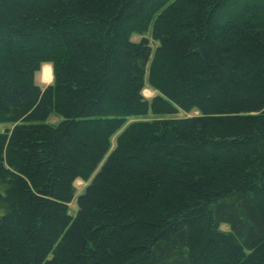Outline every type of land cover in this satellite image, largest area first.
Segmentation results:
<instances>
[{
    "label": "trees",
    "instance_id": "1",
    "mask_svg": "<svg viewBox=\"0 0 264 264\" xmlns=\"http://www.w3.org/2000/svg\"><path fill=\"white\" fill-rule=\"evenodd\" d=\"M2 124L0 264H264V0H0Z\"/></svg>",
    "mask_w": 264,
    "mask_h": 264
},
{
    "label": "rangeland",
    "instance_id": "2",
    "mask_svg": "<svg viewBox=\"0 0 264 264\" xmlns=\"http://www.w3.org/2000/svg\"><path fill=\"white\" fill-rule=\"evenodd\" d=\"M147 39L150 40V46L152 47V50L153 48H155L157 46V43L155 42H152L149 34L146 36ZM131 40L133 42H139V37L137 36H133L131 38ZM44 66V65H43ZM50 66V65H49ZM51 67V66H50ZM42 68V67H41ZM40 68V70H41ZM40 70L39 72H37L34 76V81H35V84L41 89L43 90L44 88H46L47 86L51 85L52 82H53V78L51 79L52 81L50 83H44L43 81L40 80V76H39V73H40ZM52 70V69H51ZM154 92H152L149 88L147 87H144L143 91H142V97L147 100V101H150L153 97H154ZM197 112L196 111H193L191 112L190 114H187V115H184V114H178L177 118H187V117H191V116H197ZM153 119H156L155 117L151 116V115H148L144 118H139V119H131L132 120H153ZM62 119L57 117V116H51L47 123L48 124H51V125H57ZM12 126L10 125H6V124H2L0 125V132H5V131H10ZM115 144V136L112 138L111 140V145L112 147L114 146ZM90 183V180L88 182H83L81 180H77L74 182V188L76 190V194H75V197L73 199V201L68 205L69 206V211L70 213L74 214L76 212V199L77 197L83 193L85 187ZM223 230H225V227H222Z\"/></svg>",
    "mask_w": 264,
    "mask_h": 264
},
{
    "label": "bare ground",
    "instance_id": "3",
    "mask_svg": "<svg viewBox=\"0 0 264 264\" xmlns=\"http://www.w3.org/2000/svg\"><path fill=\"white\" fill-rule=\"evenodd\" d=\"M40 80L44 83H50L52 76H51V69L49 66H43L39 73Z\"/></svg>",
    "mask_w": 264,
    "mask_h": 264
},
{
    "label": "water",
    "instance_id": "4",
    "mask_svg": "<svg viewBox=\"0 0 264 264\" xmlns=\"http://www.w3.org/2000/svg\"><path fill=\"white\" fill-rule=\"evenodd\" d=\"M9 133V131L7 130V131H5V134H8Z\"/></svg>",
    "mask_w": 264,
    "mask_h": 264
}]
</instances>
